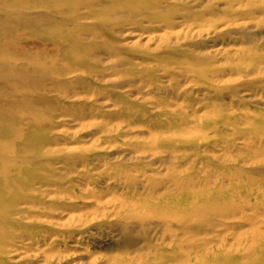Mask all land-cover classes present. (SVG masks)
<instances>
[{
	"label": "rangeland",
	"instance_id": "1",
	"mask_svg": "<svg viewBox=\"0 0 264 264\" xmlns=\"http://www.w3.org/2000/svg\"><path fill=\"white\" fill-rule=\"evenodd\" d=\"M259 68L264 0H0V159L44 193L6 207L3 260L264 264Z\"/></svg>",
	"mask_w": 264,
	"mask_h": 264
},
{
	"label": "bare ground",
	"instance_id": "2",
	"mask_svg": "<svg viewBox=\"0 0 264 264\" xmlns=\"http://www.w3.org/2000/svg\"><path fill=\"white\" fill-rule=\"evenodd\" d=\"M4 1V0H3ZM135 1V0H134ZM167 4V3H166ZM254 4V3H253ZM70 5H72V4H70ZM168 6V5H167ZM255 6L257 7V5H254L253 7L255 8ZM54 7V6H53ZM261 7V6H260ZM55 8V7H54ZM247 8H252V7H247ZM254 8H252V9H254ZM258 8H259V6H258ZM252 9H251V11H252ZM93 10V9H92ZM231 10V9H230ZM41 11V10H40ZM35 12V11H34ZM42 12H44V11H42ZM236 12V14L234 15V13ZM241 12L242 11H240V10H237V11H233L232 13H233V15L234 16H237L238 17V15L239 14H241ZM250 13V12H249ZM99 14V13H98ZM248 14V13H247ZM53 16V15H52ZM227 17H228V15H226ZM226 17V18H227ZM233 17V16H232ZM58 18V17H57ZM99 18V17H98ZM225 17H223V19H224ZM231 18V17H230ZM249 19H250V17H248ZM228 19L229 18H227V20L226 21H228ZM234 20H235V18H233ZM237 19V18H236ZM248 19V20H249ZM252 19V18H251ZM103 20V19H102ZM17 23H19V22H17ZM221 23V22H220ZM233 24V23H232ZM17 25H19V24H17ZM100 26V25H99ZM216 26V25H215ZM215 26L213 27V29L215 28ZM96 28V27H95ZM77 31V30H76ZM79 31V30H78ZM64 32V31H63ZM43 33V32H42ZM71 33H73V32H71ZM98 33V32H97ZM41 34V33H40ZM44 34V33H43ZM20 35H21V33H20ZM35 35V34H34ZM38 35V34H37ZM65 35H61L60 36V34L59 33H53V35L52 36H50V35H46L45 37L47 38V39H49V40H46L47 42L48 41H53L54 43H56V44H58V46H59V49L58 50H61L62 49V51H63V49L65 48V44H66V40L63 38ZM53 38V39H52ZM69 38V37H68ZM64 39V40H63ZM70 39V38H69ZM43 41V40H42ZM43 42H45V41H43ZM68 42V41H67ZM69 42L70 43H72L70 40H69ZM170 42V41H169ZM71 45V44H70ZM39 47V46H38ZM65 49H67V48H65ZM64 49V50H65ZM69 50V49H68ZM70 52H71V50H69ZM68 51V53L70 54V52ZM65 52V51H64ZM67 52V51H66ZM34 53V52H33ZM64 54V53H63ZM63 54H61L60 55V53H57V56H63V58H65L64 57V55ZM74 55V54H73ZM72 55V56H73ZM69 56V55H68ZM75 58V57H74ZM156 58V57H155ZM67 59H69L70 60V58H67ZM78 59V58H77ZM68 60V61H69ZM78 60H80V59H78ZM58 61H62L61 59H58ZM72 61L73 62H68V63H63L64 65H66V66H72V68H70V67H67L68 69H70V71H71V75H72V78H78L77 76L79 75H84V74H82V73H85L88 69H89V66L88 65H86L85 63H83L81 66L80 65H77L78 64V62H80L81 63V60L80 61H78V62H75V59H72ZM86 62V61H85ZM147 62V61H146ZM254 62V61H253ZM76 63V64H75ZM133 66V65H132ZM165 67V66H164ZM248 68V67H247ZM10 70H12L13 71V69L12 68H9ZM9 69H7L6 71H5V74H4V76L5 77H7L8 79H10V81H12V84L13 85H15V82H14V79L12 80L11 78H12V73H11V71L9 70ZM249 69H251V68H249ZM90 72V71H89ZM254 72H260L261 74H264V68H259L257 71H253L252 73H254ZM60 73V72H59ZM171 73V72H170ZM52 74V72L48 69V70H41V73H39V75H38V77H39V79H41V78H44V77H49L50 75ZM91 74V72L89 73V75ZM87 75H88V73H87ZM243 75V74H242ZM52 76V75H51ZM60 77H62V76H59L58 78H55L54 79V82H56V83H58V82H60L59 80H60ZM149 77V76H148ZM206 79H207V77H205ZM62 79H64V78H62ZM66 79V78H65ZM66 82V81H65ZM65 82H63V83H65ZM152 85V84H151ZM208 86V85H207ZM149 88V87H148ZM104 90H106V89H104ZM108 90V89H107ZM96 91V90H95ZM109 91V90H108ZM113 91V90H112ZM111 92V91H110ZM97 93V92H96ZM113 94V93H112ZM116 96V95H115ZM5 100V99H4ZM165 101H166V99H164ZM260 101V100H259ZM116 103V102H115ZM125 103V102H124ZM129 103V102H128ZM164 103V102H163ZM125 104H127V103H125ZM139 104V103H138ZM9 105L12 107V108H16V103H14L13 101H10L9 102ZM140 105H142V104H140ZM139 105V106H140ZM123 106V105H122ZM132 106V105H131ZM134 106V105H133ZM136 106V105H135ZM138 106V107H139ZM124 107V106H123ZM189 107V106H188ZM118 108H120V109H123V108H121L120 106L118 107ZM143 108V107H142ZM129 110H130V108H129ZM124 111V110H123ZM139 113V112H138ZM136 116H138V115H136ZM135 116V117H136ZM125 117V116H124ZM134 117V118H135ZM3 118V116L2 115H0V119H2ZM141 119V118H140ZM16 121V120H15ZM134 121V120H133ZM220 121V120H219ZM176 122V121H175ZM218 122V121H217ZM135 123V122H134ZM28 124V123H27ZM136 124V123H135ZM137 124H138V121H137ZM141 125V124H140ZM248 126H249V124H248ZM155 130H156V128H154ZM154 129H151V130H154ZM162 128H160L159 130H161ZM245 129V128H244ZM260 129V128H259ZM154 130V131H155ZM177 130H179V129H177ZM208 130H211V128H209V129H207V131ZM6 131V130H5ZM209 132V131H208ZM171 133V132H170ZM217 133V132H216ZM178 134H179V132H178ZM218 134V133H217ZM7 134H3L1 131H0V137H4V136H6ZM18 136V138H17V140L18 141H22L23 140V135L20 133V134H18L17 135ZM35 136H37V134H35ZM32 137H33V134H32ZM174 137V136H173ZM31 139H33V138H31L30 137V139L29 140H31ZM163 139V138H162ZM168 139V138H167ZM174 139V138H173ZM181 139V138H180ZM262 140V139H261ZM260 140V141H261ZM29 142V141H28ZM186 142V141H185ZM15 143V142H14ZM34 143V142H33ZM253 143V142H252ZM259 143V142H258ZM17 144H19V143H17ZM29 144H30V142H29ZM31 144H32V141H31ZM141 144V143H140ZM261 144V143H260ZM259 144V145H260ZM19 145H21V144H19ZM246 145V144H245ZM24 146V145H23ZM34 146L36 147V143H34ZM34 146H32V147H34ZM8 147H10V149L9 150H11V151H13V150H15L17 153H19L18 152V150H19V148L16 146V145H9ZM17 147V148H16ZM34 147V148H35ZM33 149V148H32ZM36 149V148H35ZM135 150H138L136 147L134 148ZM26 150V149H25ZM35 152V151H34ZM33 152V153H34ZM36 153H37V150H36V152L34 153L35 155H36ZM16 154V153H15ZM20 154V153H19ZM39 154V153H38ZM143 154H146L144 151H143ZM4 154H3V149L2 148H0V156H3ZM29 155V154H28ZM30 155H31V153H30ZM20 156L22 157V155L20 154ZM25 158V157H24ZM33 162H38V161H34V160H15V159H9V158H6V159H0V219H1V217H3V215H4V213H5V211H6V207H8L11 203H16L17 204V202L19 201V197H23L24 195H26L27 193H29V192H35V193H37V195H36V197L34 198V200H40V198H41V196H43V192L42 191H39V190H35V186H34V183L31 181V179H37V178H39V171L42 169V167H41V165L40 164H33ZM92 163V162H91ZM143 168V167H142ZM46 169V168H45ZM44 170V169H43ZM143 171H144V169H143ZM40 179H41V175H40ZM114 179V178H113ZM38 181H40V180H38ZM41 181L42 182H47V180H44V179H41ZM114 181V180H113ZM39 183V182H38ZM38 186V185H37ZM119 189V188H118ZM75 196V195H74ZM77 197V196H76ZM72 198H75V197H72ZM174 201V200H173ZM2 222L4 223V221L2 220ZM19 223V222H18ZM1 247V246H0ZM1 249H5V245H3L2 244V247H1ZM1 249H0V264H7L6 263V257L4 258V260H3V256L1 255V254H3L2 253V251H1ZM61 249V248H60ZM14 252H8L7 253V251H5V253L4 254H9V255H11V254H13ZM58 253H61V251L60 252H58ZM57 255V254H56ZM8 257V256H7ZM57 257V256H56ZM61 257H62V255H61ZM9 258V257H8ZM53 258H54V256H53ZM63 260H64V258H61V259H49V258H47V257H45V261H46V264H61V263H63Z\"/></svg>",
	"mask_w": 264,
	"mask_h": 264
}]
</instances>
